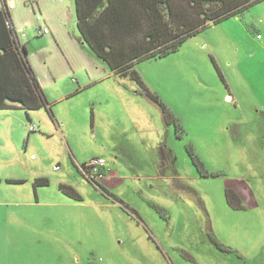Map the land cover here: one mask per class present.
<instances>
[{
  "label": "rangeland",
  "instance_id": "obj_1",
  "mask_svg": "<svg viewBox=\"0 0 264 264\" xmlns=\"http://www.w3.org/2000/svg\"><path fill=\"white\" fill-rule=\"evenodd\" d=\"M12 1L51 109L0 110V264H264V0L137 62L144 86L74 50V0ZM93 157L107 182L83 173Z\"/></svg>",
  "mask_w": 264,
  "mask_h": 264
},
{
  "label": "trees",
  "instance_id": "obj_2",
  "mask_svg": "<svg viewBox=\"0 0 264 264\" xmlns=\"http://www.w3.org/2000/svg\"><path fill=\"white\" fill-rule=\"evenodd\" d=\"M257 1L75 0L79 40L113 73L135 78L144 86L135 68L137 62L179 50L189 37L238 15ZM14 32L5 2V8L0 9V109L20 106L29 114L31 110L49 107L50 103L28 60L26 45L17 44ZM149 96L159 101L157 95L149 93ZM164 112L165 120L169 121L171 113L166 106ZM195 162L202 169L199 158ZM60 187L82 199L74 187L64 183ZM102 189L107 191L105 187ZM226 198L233 208L245 207L234 187H226Z\"/></svg>",
  "mask_w": 264,
  "mask_h": 264
},
{
  "label": "crops",
  "instance_id": "obj_3",
  "mask_svg": "<svg viewBox=\"0 0 264 264\" xmlns=\"http://www.w3.org/2000/svg\"><path fill=\"white\" fill-rule=\"evenodd\" d=\"M74 3H75V0H74ZM15 7V6H14ZM75 7V6H74ZM2 8H5V2H4V4H3V6L2 7H0V9H2ZM9 14H10V16H11V18H12V15H11V13H10V10H9ZM43 20H44V17H43ZM76 22H77V19H76ZM49 23H51V21L50 20H46L45 21V25H49ZM13 25H14V23H13ZM50 26V25H49ZM51 27V26H50ZM14 28H15V26H14ZM50 29V28H49ZM52 33V29H50V31L48 32V33H44V34H47V36H46V40L47 41H50V40H52V39H56V35H52L51 34ZM79 36H80V34H79V32H78V36H74L73 35V37H71L72 39H75L76 37H77V40H78V42H79V44H78V42L76 41V43L74 42L73 44H74V50H76V52H78V53H81L82 54V56H83V58H85V59H87V60H90L91 62H94L95 61V59H96V57H95V55L92 53V52H89L85 47H84V45L85 44H82L81 42H80V40H79ZM259 37H260V35H258ZM54 37V38H53ZM13 38L15 39V41L17 42V44H19V46L20 45H26L25 43H22L18 38H17V36H16V34H15V32L13 33ZM71 39V40H72ZM86 49V50H85ZM66 55V54H65ZM67 57H68V59L70 60V67H71V70H73V71H77L78 70V67H76L75 65H74V62H73V55L71 56V57H69L68 56V54L66 55ZM28 60H29V62H30V64H31V61H30V59H29V54H28ZM31 66H32V64H31ZM32 68H33V70H34V72H35V74L37 75V78H38V80H39V82H40V84L41 83H43L42 82V78H41V76L38 74V72H37V69H36V67L33 65L32 66ZM73 80H75V79H73ZM42 87V86H41ZM43 89V88H42ZM48 100V99H47ZM50 105V104H49ZM42 108V107H41ZM48 110H50L51 109V106H49V107H46ZM15 109H21V110H24L23 108H21L20 106H17V107H12V108H3V109H0V110H15ZM30 119H32V117L30 118ZM32 123H35V122H32ZM31 123V124H32ZM30 124V125H31ZM31 159V158H30ZM37 158H34V159H31V160H36ZM113 172H115V171H113V170H107V171H105V175H104V178L106 177V182H107V180L109 179V177H110V175H112V174H116V173H113ZM107 173V174H106ZM108 176V177H107ZM36 180H40V182H39V184H37L36 183ZM0 181H1V179H0ZM6 181L8 182V183H16V182H19V181H26L25 179L24 180H21V179H13V178H6ZM106 182H104V183H106ZM20 183H22V182H20ZM34 187H36L37 185H48L49 184V180H48V178L47 177H37V178H35V180H34ZM61 184H63V183H61ZM60 184V185H61ZM60 185H59V189L63 192V190H62V188L60 187ZM106 189H107V193L109 192V193H111L110 192V190H108L109 189V186H107V187H105ZM235 188V187H234ZM16 189H18V188H16ZM102 189V188H101ZM237 189V188H236ZM43 190H45L44 188L43 189H36V195H35V198H36V200L39 202V201H46V200H48L49 198L48 197H46V196H42V194H41V192L43 191ZM237 191H238V189H237ZM31 192H32V189L31 188H29V189H27L26 190V193L25 194H21V195H18V196H12L11 195V198L10 199H17V200H19V201H21V202H24L25 200H32V194H31ZM111 197H113L112 196V194H109ZM114 198H116V197H114ZM77 199V198H76ZM117 199V198H116ZM82 200V199H81ZM31 203V202H30ZM132 212H134V210L132 209ZM135 214L138 216V214H137V212L135 211Z\"/></svg>",
  "mask_w": 264,
  "mask_h": 264
},
{
  "label": "built area",
  "instance_id": "obj_4",
  "mask_svg": "<svg viewBox=\"0 0 264 264\" xmlns=\"http://www.w3.org/2000/svg\"><path fill=\"white\" fill-rule=\"evenodd\" d=\"M15 3L11 0L7 3V8H13ZM38 20H43L41 14H37ZM40 32L48 33L50 29L47 26H39ZM38 128L36 123L30 125V130H35ZM107 161L103 157H93L87 163L82 165L83 173L94 183L101 184L100 181L104 178L106 171Z\"/></svg>",
  "mask_w": 264,
  "mask_h": 264
}]
</instances>
